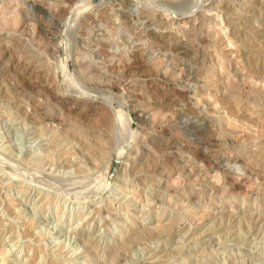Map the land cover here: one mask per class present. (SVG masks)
<instances>
[{"label":"rangeland","instance_id":"obj_1","mask_svg":"<svg viewBox=\"0 0 264 264\" xmlns=\"http://www.w3.org/2000/svg\"><path fill=\"white\" fill-rule=\"evenodd\" d=\"M0 264H264V0H0Z\"/></svg>","mask_w":264,"mask_h":264},{"label":"bare ground","instance_id":"obj_2","mask_svg":"<svg viewBox=\"0 0 264 264\" xmlns=\"http://www.w3.org/2000/svg\"><path fill=\"white\" fill-rule=\"evenodd\" d=\"M89 1H91V0H88V3H89ZM86 3H87V2H86ZM81 4H84V3H81ZM78 6H80V5H78ZM81 6H82V5H81ZM81 6H80V7H81ZM84 6H85V5H84ZM87 6H88V4H87ZM75 7H76V6H75ZM77 8H79V7H77ZM77 8H76V11H77ZM82 8H83V7H82ZM74 9H75V8H74ZM79 9H80V8H79ZM83 9H84V8H83ZM82 11H84V10H82ZM78 12H79V10H78ZM80 12H81V10H80ZM74 13H75V11H74ZM76 13H77V12H76ZM76 13H75V14H76ZM75 14H74V15H75ZM129 14H131L130 10H129ZM71 15L74 16L73 14H71ZM77 16H78V15H77ZM77 16H76V17H77ZM74 17H75V16H74ZM76 17H75V18H76ZM66 19H67V18H66ZM70 20H71V19H70ZM70 20H69V21H70ZM76 20H77V19H76ZM71 21H73V19H72ZM71 21H70V22H71ZM77 21H78V20H77ZM68 23H69V22H68ZM72 23H73V22H72ZM65 24H66V22H65ZM65 24H64V25H65ZM67 25H70V24H67ZM71 26H72V25H71ZM66 28H67V26H66Z\"/></svg>","mask_w":264,"mask_h":264},{"label":"water","instance_id":"obj_3","mask_svg":"<svg viewBox=\"0 0 264 264\" xmlns=\"http://www.w3.org/2000/svg\"><path fill=\"white\" fill-rule=\"evenodd\" d=\"M93 1H100V0H93ZM183 124H184V127H185V124H186V123H183Z\"/></svg>","mask_w":264,"mask_h":264}]
</instances>
